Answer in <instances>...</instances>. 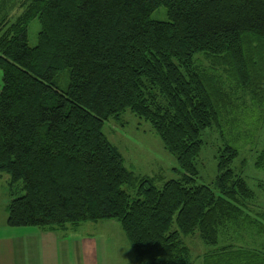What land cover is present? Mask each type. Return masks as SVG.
<instances>
[{"label": "trees", "instance_id": "obj_1", "mask_svg": "<svg viewBox=\"0 0 264 264\" xmlns=\"http://www.w3.org/2000/svg\"><path fill=\"white\" fill-rule=\"evenodd\" d=\"M160 8L166 21L151 20ZM238 91L260 110L264 132V0H26L13 23H0L6 225L116 221L135 264H190L181 238L197 233L211 247L201 264H264V247L219 242L228 226L264 241V213H247L254 195L233 167L234 138L221 137L211 187L195 184L202 138L234 127ZM127 111L150 126L178 178L125 168L102 129ZM253 167L264 171V148Z\"/></svg>", "mask_w": 264, "mask_h": 264}, {"label": "rangeland", "instance_id": "obj_2", "mask_svg": "<svg viewBox=\"0 0 264 264\" xmlns=\"http://www.w3.org/2000/svg\"><path fill=\"white\" fill-rule=\"evenodd\" d=\"M25 1L8 0L7 9H0V23L2 22L4 25L13 23L20 15L21 6ZM150 19L160 22L166 21L165 10L157 9L151 14ZM38 30L37 22L32 21L28 26V45L30 47L36 44ZM203 65L208 66L206 63ZM67 83V77L62 75L58 78L57 86L59 89H65ZM229 91L235 92L234 89ZM232 99L238 107L236 111L234 110L236 119L234 127L225 126L221 134L216 130L204 134L202 138L203 147L196 160L198 178L195 184L211 187L216 176L215 158L223 145L221 137L229 142L234 138L235 141L233 142L239 150V159L236 160L233 167L235 173L239 175L243 171L242 178L253 192L254 199L247 206V213L253 217L256 213H264V171L253 167L257 155L264 148L262 115L260 110L253 107L249 94L238 91ZM102 133L123 157L125 168L135 175L148 178L159 176L162 181L178 178V174L174 172V169H177L175 159L164 151L160 140L150 126L132 116L128 111L122 115L120 122L112 120L106 122ZM0 175L3 177L0 179L1 227L6 221L7 205L11 198L8 196V176L6 174ZM21 194L22 192H18L16 196ZM87 236L96 242L99 264H135L130 247L116 221L86 222L75 228L67 226L64 232H59L58 243L64 264L79 263L77 244L86 239ZM219 237L221 245L231 244L236 248L246 250H261L264 247L262 238L234 226H228L220 233ZM181 239L189 249L190 264H201V257L209 252L211 247L206 246L197 233Z\"/></svg>", "mask_w": 264, "mask_h": 264}, {"label": "crops", "instance_id": "obj_3", "mask_svg": "<svg viewBox=\"0 0 264 264\" xmlns=\"http://www.w3.org/2000/svg\"><path fill=\"white\" fill-rule=\"evenodd\" d=\"M5 224L6 221L0 227V264H64L58 233L66 228L48 231L31 227L11 228ZM77 248L78 264H99L97 245L90 236L79 241Z\"/></svg>", "mask_w": 264, "mask_h": 264}]
</instances>
